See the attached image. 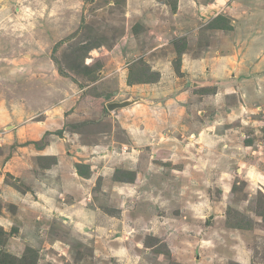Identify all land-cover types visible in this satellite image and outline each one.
<instances>
[{"label":"rangeland","instance_id":"1","mask_svg":"<svg viewBox=\"0 0 264 264\" xmlns=\"http://www.w3.org/2000/svg\"><path fill=\"white\" fill-rule=\"evenodd\" d=\"M180 1L0 0V264H264V0Z\"/></svg>","mask_w":264,"mask_h":264},{"label":"crops","instance_id":"2","mask_svg":"<svg viewBox=\"0 0 264 264\" xmlns=\"http://www.w3.org/2000/svg\"><path fill=\"white\" fill-rule=\"evenodd\" d=\"M181 2H182V4H181ZM198 3L200 4V9H205V8H207L206 6H209V7H211V6H213V5H219L220 4V2L218 1V0H214V3H209V4H207V5H201L202 3H201V1H199L198 2V0H181L180 1V7H181V11H180V13H178V14H180L181 15V13H182V10H183V12L184 11H186L187 9V7L189 8V9H191L192 11H195V9H194V7L195 6H198ZM248 5H247V3H244L243 1H241L240 3H238L237 2V4L235 5V7L233 6V8H235V11L236 12H238L237 14H241V13H243L244 11H243V9L245 10V8L247 7ZM221 7V6H220ZM219 7V8H220ZM180 9V8H179ZM197 11H199V9H196ZM231 10H233L232 8H231ZM219 12V11H218ZM177 14V15H178ZM211 15V14H210ZM218 14L217 13H215L214 14V12H212V15L211 16H213L212 18H215L216 16H217ZM182 16V15H181ZM210 18V16L208 17V19ZM212 18H210V19H212ZM181 19L183 20V21H186L188 18H187V16L186 17H181ZM186 22H188V21H186ZM185 22V23H186ZM189 23L190 22H188L187 24H186V26L187 25H189ZM190 28H191V26H189ZM195 29H196V27H194ZM129 29H131V28H129ZM190 32H192L193 31V29H190L189 30ZM126 35H127V33H126ZM125 37V36H124ZM124 39V38H123ZM105 50L104 51H107V48H104ZM102 51V50H101ZM194 64H195V66L198 68V69H200L201 71H202V62H201V60H198V59H196V60H194ZM191 68V67H190ZM119 71L120 70H115V72H111V73H109L108 75H107V77H113V76H115V74L116 75H118V73H119ZM103 73V75H104V77L102 78L103 80H105V77H106V75H105V73L104 72H98V75H101ZM125 75H126V73H124ZM103 80H101V81H103ZM100 83V82H99ZM121 88L122 87H126V84H125V81H124V83H122L121 85ZM123 90V89H122ZM116 100H118V97H115L114 98V101H116ZM158 108V107H157ZM156 107H151L150 108V110H155V109H157ZM149 110V111H150Z\"/></svg>","mask_w":264,"mask_h":264},{"label":"water","instance_id":"3","mask_svg":"<svg viewBox=\"0 0 264 264\" xmlns=\"http://www.w3.org/2000/svg\"><path fill=\"white\" fill-rule=\"evenodd\" d=\"M140 100H126V101H123V102H114V103H109L107 105V108L109 111H116L118 109H126V108H129L133 105H135L137 102H139Z\"/></svg>","mask_w":264,"mask_h":264},{"label":"trees","instance_id":"4","mask_svg":"<svg viewBox=\"0 0 264 264\" xmlns=\"http://www.w3.org/2000/svg\"><path fill=\"white\" fill-rule=\"evenodd\" d=\"M223 28V27H222Z\"/></svg>","mask_w":264,"mask_h":264}]
</instances>
